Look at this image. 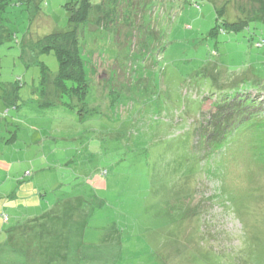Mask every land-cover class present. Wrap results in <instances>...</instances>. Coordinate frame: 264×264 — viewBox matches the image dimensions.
Returning <instances> with one entry per match:
<instances>
[{"label":"rangeland","instance_id":"1","mask_svg":"<svg viewBox=\"0 0 264 264\" xmlns=\"http://www.w3.org/2000/svg\"><path fill=\"white\" fill-rule=\"evenodd\" d=\"M78 1L0 15V264H264V120L194 146L215 102L264 101V0H100L67 41Z\"/></svg>","mask_w":264,"mask_h":264},{"label":"trees","instance_id":"2","mask_svg":"<svg viewBox=\"0 0 264 264\" xmlns=\"http://www.w3.org/2000/svg\"><path fill=\"white\" fill-rule=\"evenodd\" d=\"M36 1L0 0V15L11 5H21L22 3L32 5ZM96 1L99 2L100 0H79L76 4H67L68 10L71 12L70 26L66 32L60 34L63 39L69 41L74 37L73 28L75 26L86 22L93 23L96 19V22L100 21L98 17L100 13L99 3H95ZM227 26L232 32H237L245 29L246 22L245 20L235 21ZM7 35H9L8 32L0 27V43ZM56 36H50L48 42L53 41ZM48 49H54L59 61V72L54 81L56 92L70 97L86 98L89 87L86 84L84 65L76 46L73 49H65L49 44L46 50ZM43 73L46 74L45 69H43ZM239 93V91L234 92L230 96H225L220 103L215 102L216 105L212 107V110L204 115L202 124L200 123L194 132L195 147L204 148L208 151H219L222 147L231 144L236 138L251 130L258 120H264V118H260L263 113L262 110L256 108L259 103L263 105L264 101L258 103L256 100H251L250 97L235 99L236 94Z\"/></svg>","mask_w":264,"mask_h":264},{"label":"crops","instance_id":"3","mask_svg":"<svg viewBox=\"0 0 264 264\" xmlns=\"http://www.w3.org/2000/svg\"><path fill=\"white\" fill-rule=\"evenodd\" d=\"M106 252V254H108L109 255V253L107 252V251H105ZM112 255L111 256H114V254H115V252L114 253H111Z\"/></svg>","mask_w":264,"mask_h":264}]
</instances>
